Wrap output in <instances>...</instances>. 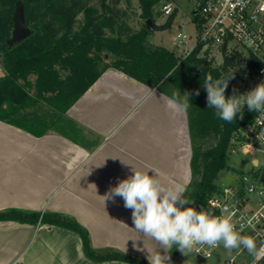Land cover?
<instances>
[{
  "label": "crops",
  "instance_id": "crops-1",
  "mask_svg": "<svg viewBox=\"0 0 264 264\" xmlns=\"http://www.w3.org/2000/svg\"><path fill=\"white\" fill-rule=\"evenodd\" d=\"M173 96L109 67L66 112L83 128L78 142L55 131L38 135L0 120V211L67 214L88 231L95 250L147 260V250L137 247L151 251L155 242L133 229L131 210L124 208L121 197L113 203L103 196L133 175L134 167L157 170V179L166 186L183 185L184 198L192 201L199 181L193 168L199 141L192 136L188 108L172 112L166 107ZM113 261L132 264L89 258L81 236L62 226L0 221V264Z\"/></svg>",
  "mask_w": 264,
  "mask_h": 264
},
{
  "label": "trees",
  "instance_id": "trees-1",
  "mask_svg": "<svg viewBox=\"0 0 264 264\" xmlns=\"http://www.w3.org/2000/svg\"><path fill=\"white\" fill-rule=\"evenodd\" d=\"M17 1L0 0V66L3 69L0 120L38 135L55 131L78 142L83 128L66 112L109 67H115L151 88L168 93L171 86L187 90L192 97L188 107L192 136L204 138L202 134L207 129L218 136L216 143L205 151L201 152L199 145L194 151L193 168L199 181L193 191V203L188 206L217 216V210L208 200L218 190V173L229 167L230 140L253 120L255 113L245 106L243 119L237 114L232 123L220 120L214 109L207 108L203 81L207 76L215 80L233 75L225 95H232L234 89L240 94L237 81L251 89L261 82L259 71L263 61L254 54L245 55L223 47L219 62L211 56L209 49L204 48L203 41L197 42L187 55H177L176 49L151 43L146 20L150 18L155 26L153 7L159 0H139L141 15L145 18L140 30L128 25L121 9L113 12L107 0H100V7L92 0H22L32 33L10 47L6 40L14 26L12 14ZM81 12L83 19L78 20ZM174 17L175 13L161 28L170 27ZM197 90L199 95H196ZM1 220L43 222L71 229L81 236L86 255L96 261L148 264L139 255L95 250L88 231L67 214L11 208L0 211ZM172 250L169 253L171 260L179 252L175 248ZM255 264H264V260Z\"/></svg>",
  "mask_w": 264,
  "mask_h": 264
},
{
  "label": "clouds",
  "instance_id": "clouds-1",
  "mask_svg": "<svg viewBox=\"0 0 264 264\" xmlns=\"http://www.w3.org/2000/svg\"><path fill=\"white\" fill-rule=\"evenodd\" d=\"M232 76L215 80L211 76L205 77L203 87L207 93V108L214 109L215 116L227 123L236 121L237 114L243 119L245 105L249 112L264 114V80L244 94H238L234 89L232 95L226 96ZM186 95L189 98V94ZM196 95H199L198 90ZM166 107L172 112L186 111L189 103L173 96L167 99ZM131 170L133 175L110 187L103 197L104 201L111 200L113 203L117 196L121 197L124 208L131 210L133 229L155 242L157 247L151 251L145 245L139 248L134 244L138 251L147 250L148 264H171L169 253L173 248L187 255L196 245L212 248L222 245L227 250L244 248L250 254H255L254 240L241 235L245 227L243 223L239 225L240 231H237L229 218L185 207L193 201L184 198V186L179 183L170 186L162 184L157 179L159 173L155 169L141 171L132 167ZM149 171L153 174L149 175ZM157 249H162L164 254ZM112 264L117 262L113 261Z\"/></svg>",
  "mask_w": 264,
  "mask_h": 264
},
{
  "label": "built area",
  "instance_id": "built-area-1",
  "mask_svg": "<svg viewBox=\"0 0 264 264\" xmlns=\"http://www.w3.org/2000/svg\"><path fill=\"white\" fill-rule=\"evenodd\" d=\"M193 1L195 3L193 22L196 26V43L205 42L204 48L209 49L212 57H215L217 61L219 58L222 59L223 47H226L228 51L238 50L245 55L254 54L264 63V0ZM154 6L158 13L168 18L173 13L177 14L179 0H159ZM196 10L197 13H195ZM177 36L182 43H187L191 38L188 34L181 32ZM177 48H180L179 43ZM192 48L187 49L185 55L189 54ZM259 73L262 75L261 81L264 80V64ZM242 85L240 94L251 90L250 87ZM234 140L245 153L261 152L263 160L259 162L254 159L248 170L242 171L229 182H219L218 190L211 195L208 202L217 210V216L229 218L236 225L237 231H240L239 225L243 223L245 226L243 230L250 229L253 235L262 239L256 261H263L264 114L255 113L253 120L236 132ZM218 247L196 245L189 253L207 259Z\"/></svg>",
  "mask_w": 264,
  "mask_h": 264
},
{
  "label": "rangeland",
  "instance_id": "rangeland-1",
  "mask_svg": "<svg viewBox=\"0 0 264 264\" xmlns=\"http://www.w3.org/2000/svg\"><path fill=\"white\" fill-rule=\"evenodd\" d=\"M106 2L111 5L113 12L117 8L124 11L123 17L127 21L128 25L132 27V29L140 30L143 28L145 18L141 15L142 9L139 0H107ZM92 3L98 5L99 7L101 4L100 0H92ZM153 8L155 13V26H153V30L149 35V41L156 45H164L170 49H176L175 52L177 55H185V51L192 48L196 43V26L193 22V10L195 9L194 1L179 0V9L174 17V22L168 28H161V25L167 20V18L158 13L155 6ZM82 19L83 13L81 12L78 14V20ZM179 32L191 36L187 43H182L180 41V38L177 36ZM178 43L180 44V48H177ZM218 61H221V59L219 58ZM1 74H3V72L0 70V75ZM236 83L239 84V87H243V82L237 81ZM170 92L177 97H180L182 100L190 103V99L192 97L191 95H189V98L187 97V90L185 91L179 89L178 87L175 88L171 86ZM43 103L46 104V102ZM202 135H204V138L197 137L201 152L214 145L218 140V136L213 130L210 129H207ZM229 147H231L230 149L228 148L227 151L229 155V167L218 173V177L216 179L217 183L229 182L234 177L241 174L240 170H248L251 167L252 161L254 159L258 160L259 162L263 160V154L261 152L253 151L245 153L240 146H237L234 136L230 140ZM185 207H188V205H185ZM241 235L248 236L254 240L256 244L255 254H250L248 250L244 248L227 250L222 245H220L214 254L207 259L189 252L187 255L178 252L172 258L171 264H255L256 254L262 239L259 236L253 235V231L250 229L243 230Z\"/></svg>",
  "mask_w": 264,
  "mask_h": 264
},
{
  "label": "water",
  "instance_id": "water-1",
  "mask_svg": "<svg viewBox=\"0 0 264 264\" xmlns=\"http://www.w3.org/2000/svg\"><path fill=\"white\" fill-rule=\"evenodd\" d=\"M198 11L196 10L195 13ZM14 26L11 32V36L7 38L6 42L8 46L13 47L27 38L31 33L32 30L26 22L25 17V5L22 0H19L15 4V8L12 14ZM197 20V19H196ZM147 27L150 31L153 30V22L150 18L146 20ZM264 180V175L262 176ZM243 264V263H240Z\"/></svg>",
  "mask_w": 264,
  "mask_h": 264
}]
</instances>
